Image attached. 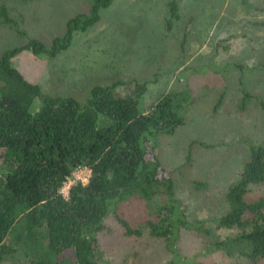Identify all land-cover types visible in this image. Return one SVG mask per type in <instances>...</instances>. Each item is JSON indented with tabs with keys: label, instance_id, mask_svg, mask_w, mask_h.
<instances>
[{
	"label": "rangeland",
	"instance_id": "1",
	"mask_svg": "<svg viewBox=\"0 0 264 264\" xmlns=\"http://www.w3.org/2000/svg\"><path fill=\"white\" fill-rule=\"evenodd\" d=\"M93 1L0 0V9L7 7L17 24L0 19V52L31 40L52 47L68 21L88 13ZM176 1L180 19L172 30L167 29L168 0H114L98 24L75 34L68 50L54 58L22 51L13 65L46 95L81 104L93 87L122 81L148 82L141 109L173 90H191L183 126L157 144L188 227L172 236L171 253L166 240L147 230L141 238L127 237L110 215L98 235L99 264H264V259L251 262L211 251L214 242L236 234L213 220L229 211L227 194L249 159V143L264 145V109L259 105L264 101V0H247L251 8L243 0ZM241 79L254 98L244 105ZM261 197L264 183L251 186L245 200ZM165 202V196L153 203L134 199L115 211L143 230L147 222L159 221L155 210ZM0 264L32 263L19 256Z\"/></svg>",
	"mask_w": 264,
	"mask_h": 264
},
{
	"label": "trees",
	"instance_id": "2",
	"mask_svg": "<svg viewBox=\"0 0 264 264\" xmlns=\"http://www.w3.org/2000/svg\"><path fill=\"white\" fill-rule=\"evenodd\" d=\"M113 3L94 0L88 13L68 21L65 34L50 48L31 40L0 52V263L20 256L32 264H99L98 235L110 215L127 237L141 238L147 230L166 240L171 253L172 236L179 227H188L174 180L157 154L159 138L173 135L184 124L193 101L188 87L141 109L148 82L122 81L93 87L81 104L74 98L46 95L13 65L22 51L37 58L60 55L76 33L98 24L101 12ZM243 3L253 7L247 0ZM167 9V29L172 30L180 19L177 1L168 0ZM0 19L17 26L7 7L0 9ZM186 38L185 34L184 43ZM240 83L244 105L254 98L242 79ZM259 105L264 109V101ZM80 167L91 170L90 181L74 185L66 199L61 190ZM262 183L264 145L249 143V159L227 194L229 211L213 220L218 228L236 234L214 242L211 251L251 262L264 259V197L252 203L245 200L250 187ZM159 196L166 197L155 210L159 221L147 222L143 230L115 211L121 203L134 199L153 203ZM198 224L203 227L204 222Z\"/></svg>",
	"mask_w": 264,
	"mask_h": 264
},
{
	"label": "built area",
	"instance_id": "3",
	"mask_svg": "<svg viewBox=\"0 0 264 264\" xmlns=\"http://www.w3.org/2000/svg\"><path fill=\"white\" fill-rule=\"evenodd\" d=\"M92 172L88 167H80L78 168L68 179V181L64 184L61 193L62 195L68 199L70 190L74 185L77 184H82V185H87L90 181ZM74 177V178H73Z\"/></svg>",
	"mask_w": 264,
	"mask_h": 264
}]
</instances>
